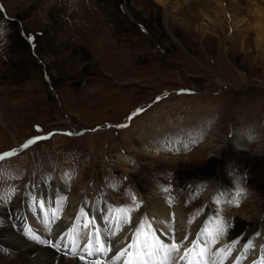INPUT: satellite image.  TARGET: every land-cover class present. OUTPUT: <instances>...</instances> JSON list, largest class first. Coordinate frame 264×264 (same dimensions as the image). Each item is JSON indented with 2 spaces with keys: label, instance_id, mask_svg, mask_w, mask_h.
<instances>
[{
  "label": "rangeland",
  "instance_id": "1",
  "mask_svg": "<svg viewBox=\"0 0 264 264\" xmlns=\"http://www.w3.org/2000/svg\"><path fill=\"white\" fill-rule=\"evenodd\" d=\"M0 1V154L15 150L0 159V190L15 194L12 208L30 196L28 186L40 189L46 177L55 182L69 170L81 179L59 192L63 198L89 212L96 199L108 211L129 209L127 230L142 221L154 226L144 196L162 198V187L180 193L176 203L168 195L179 219L196 207L194 192L178 190L182 162L175 157L202 164V145L234 133L245 136L246 156L259 149L264 17L256 9L264 1L227 0L229 11L213 0ZM15 19L31 54L10 30ZM35 137L42 138L21 147ZM155 138L159 147L138 144ZM223 161L197 180L214 193L240 191L235 208L249 210L264 165L237 163L231 153ZM174 212L167 213L172 222ZM252 231L264 240V225Z\"/></svg>",
  "mask_w": 264,
  "mask_h": 264
},
{
  "label": "bare ground",
  "instance_id": "2",
  "mask_svg": "<svg viewBox=\"0 0 264 264\" xmlns=\"http://www.w3.org/2000/svg\"><path fill=\"white\" fill-rule=\"evenodd\" d=\"M158 1L161 4L172 2V0H157V2ZM213 2H220V4L225 2L224 5L226 10H233V7H230L229 4L226 3L227 0H213ZM1 10H3V7H1ZM263 10L264 3L259 9H256V11L262 13L264 17ZM234 12L233 14H235ZM4 15L5 14L2 12V16ZM2 16L0 15V17ZM213 22L215 24L216 21ZM18 23L19 22L15 19L14 22L9 24L11 32L13 33L15 31L16 36L18 35L17 28L20 27ZM257 27L259 26L257 25ZM214 28H216V26ZM263 36L262 34V37ZM17 37L19 41H23V45L26 47L28 54H31L32 50L29 45L25 44L27 41L23 39L24 36ZM262 50H264V47ZM34 58L36 57L34 56ZM202 125H204V123H202ZM202 125L200 129L203 128ZM250 132H248L247 135ZM236 134L237 133H234L230 139L225 137L221 143H207L202 145L203 149L206 150V159L202 164L191 165L186 162L182 164L184 159L175 157L177 161L182 162L180 179L178 178L180 181V189L178 190L181 192H194L196 194L194 198L196 207L187 218L179 219V214L181 212H179L180 209L179 211L177 210L179 206L178 203L175 204L178 206L174 205L173 208L170 207L171 204L168 195L172 196L174 203H176L179 202L180 193L174 194L172 192L170 194L167 188L162 187L158 190L160 192L158 195H162V198L147 201L148 198L146 199V195L144 196L146 206L149 208L147 212L155 218V222L158 224L152 226L157 230L158 234L156 232V235L159 236L161 240L165 243H170L174 235L177 242H179L185 236L187 237V240L184 241L181 247V251L174 254L175 258L180 256L184 248H192L193 242H196L195 253H198L200 248L204 245H209L211 238L207 233H211L215 229L219 213L225 214L226 219L229 217V221L225 219L227 226L223 234L216 238V240H219L216 242L217 244L221 245L224 243L225 246L223 248H232V253L224 261V264H234L236 259H240L241 264H253V261L258 260L264 254V247L262 246L264 240L259 242L257 237L258 232L252 231L253 225H264V213L260 212L263 206L262 203L264 202V179L259 183L260 187L256 192L258 196L250 201L251 208L247 211L242 208H235V203L240 196V191H233L232 194L231 189L226 188V186H221L220 189L216 190V193H214L215 190H210L209 188L203 189L204 182L197 180L200 176H204L207 172L211 171V169L224 166L223 157L225 153H231L237 163L247 162L252 165H264V145L262 142V140H264V135L262 134L257 138V141L260 143L258 145L259 149L253 155L246 156L242 152L246 148L243 143L245 141V136L239 138ZM156 140V138L150 141L139 140L138 144L143 147V144L148 142L151 146L159 147L160 145ZM160 140H163V138H160ZM123 160L122 158L121 161ZM129 161L131 162L132 160L130 159ZM117 166H119V164ZM76 175V173L74 174L69 170H63L60 174L58 173L57 177L54 178L57 186H55L52 192L50 190L55 182L49 177L43 179L40 189H37L35 185L28 186L27 189L30 196H26V192L22 200L23 202H21L22 204L20 203L21 205L19 204V207L16 206L15 208H12V206L8 204L14 193H11V190L8 191V189L0 190V264H96L97 261H88L80 258L82 256L81 249H83L81 243H84L86 238L93 237L97 234L101 239H107L113 251H117L122 247L126 248L132 243L134 237L133 231L136 232L137 228L133 230L134 225L130 228L131 231L127 230V228L131 226V218H127L125 213L122 214L115 206L108 211L101 204L102 199H96L92 212H89L85 210L86 205L82 204L79 200L75 201L71 199L68 201L65 197L63 198V194H59L60 191H64L65 187L73 182L72 179L76 181L81 179L80 174L78 177ZM24 190L26 191V188ZM229 192L230 195H233L232 197H228ZM18 193L19 190L17 189L16 194ZM165 195L168 199L164 198ZM41 201H43L42 205L40 203ZM81 205H83L84 210L81 207L78 209V206ZM173 210H175L176 213L174 212L173 214L174 221L172 222L171 211ZM167 213H171V215H167ZM117 224L119 228H117ZM122 225H124V228L121 227ZM139 226L140 225H138V227ZM159 227L162 228L158 229ZM28 228H31L34 233H37L40 239L35 240L29 238V236L26 235V230ZM204 228L207 232L203 230ZM85 231L87 232L85 233ZM44 234L49 237L50 241L57 245V247H53L51 244L46 243L47 239L44 237ZM255 239L257 241H255ZM72 242L78 243L75 253H71L69 250ZM249 242H251L252 245L251 250L255 248V252L243 256V254L247 253H245V245ZM195 253H190L191 258ZM253 253L255 254L253 255ZM208 258L214 262L217 260L215 254L208 256ZM99 262L100 264H110L107 261Z\"/></svg>",
  "mask_w": 264,
  "mask_h": 264
},
{
  "label": "snow or ice",
  "instance_id": "3",
  "mask_svg": "<svg viewBox=\"0 0 264 264\" xmlns=\"http://www.w3.org/2000/svg\"><path fill=\"white\" fill-rule=\"evenodd\" d=\"M140 111H142V109H138L137 113H139ZM135 114L136 113H134L133 115ZM41 138L42 137H35L33 139H30L21 147L27 148L29 145ZM12 155H15V150L0 154V159L10 157ZM40 203L42 205L43 201H41ZM118 211L124 214L130 210L119 209ZM226 226L227 224L225 218L217 219L215 229L211 233H207L210 236L212 243H215L216 238L223 234ZM117 228H119L118 224ZM204 231L207 232L206 229ZM26 235H28L31 239H40L39 235L37 233H34L31 228H28L26 230ZM185 240H187L186 236L182 240L177 242L175 236L173 235L171 238V242L165 243L159 238V236L156 235V230L150 223H145L144 221H142L140 226L136 229L132 243L115 254V258L112 264H116L117 261H120L121 258L125 256H127V259L123 260V264H170L173 255L181 251V247ZM46 243L51 244L53 247H57V245H55L51 241H46ZM251 246V242L246 244L245 252ZM195 248L196 242H193L192 248H184L183 254L179 256L178 264H183V262L185 261L187 262V264H224V261L232 253L231 247L217 249L215 254L217 260L214 262L210 258H208L209 249L207 246L200 248L198 253H195ZM129 249H131V251ZM108 250L109 249L104 243H98L97 247H93L90 243L88 246L87 254L94 255L96 252H102L106 254ZM190 253H195L192 258H190ZM80 258L84 259V256H81ZM96 264H100V262L97 261ZM234 264H241L240 259H236L234 261ZM253 264H264V255H262L258 260L253 261Z\"/></svg>",
  "mask_w": 264,
  "mask_h": 264
}]
</instances>
